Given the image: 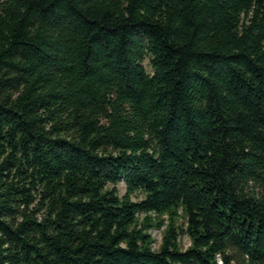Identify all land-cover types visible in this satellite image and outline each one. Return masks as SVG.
Here are the masks:
<instances>
[{"label":"trees","instance_id":"16d2710c","mask_svg":"<svg viewBox=\"0 0 264 264\" xmlns=\"http://www.w3.org/2000/svg\"><path fill=\"white\" fill-rule=\"evenodd\" d=\"M0 264H264V0H0Z\"/></svg>","mask_w":264,"mask_h":264},{"label":"rangeland","instance_id":"374dc122","mask_svg":"<svg viewBox=\"0 0 264 264\" xmlns=\"http://www.w3.org/2000/svg\"><path fill=\"white\" fill-rule=\"evenodd\" d=\"M142 65L147 72H150V69H149V66H148L146 59L142 61ZM116 190H117L118 196H121L123 194L124 186H123L122 182H119L117 184ZM140 198H141V196L132 197V200L135 201V200H138ZM149 235H150L151 239L153 240V243L151 244V248L156 249L158 246V243H159L160 236H161V229H152L149 231ZM178 243H179L180 248L184 249L186 246H188L187 237L185 235L179 236L178 237Z\"/></svg>","mask_w":264,"mask_h":264}]
</instances>
